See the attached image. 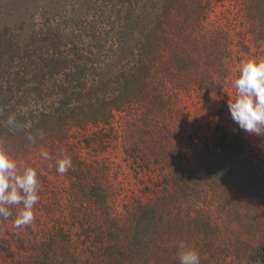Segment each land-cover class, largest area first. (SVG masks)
Wrapping results in <instances>:
<instances>
[{
	"label": "trees",
	"instance_id": "16d2710c",
	"mask_svg": "<svg viewBox=\"0 0 264 264\" xmlns=\"http://www.w3.org/2000/svg\"><path fill=\"white\" fill-rule=\"evenodd\" d=\"M54 1L42 0L39 7L42 12L34 21L25 18L13 25L0 21V140L8 152L18 153L47 146L54 139L62 140L69 128L111 124L116 111L152 105V117H146L145 122L152 130L151 152L160 154L156 155V162H162L168 170L164 176L169 193L167 202L162 207L158 204L138 207L134 227L126 239L131 248L122 246L123 231L115 222L106 226L92 212L94 202L107 209L106 192L100 183L85 184L81 172L73 174L77 204L72 212L76 234L83 238L81 243L86 250L92 246L98 249L94 252L97 255L87 258L84 264H178L179 255L173 256L172 245L178 234L187 233L188 238L182 239L190 245L195 236L203 238V232L208 234L210 228L208 223L197 224L198 218L192 219V214L187 215L181 207L186 201L191 207L189 198L210 189L214 179H222L221 184L230 188L231 199L241 194L240 176L250 172L242 159L247 141L238 134L221 143L201 140L204 152L211 158L195 163L198 160H187L178 153L179 160L174 162L169 143L174 138V123L169 120L175 121L177 113L168 120L164 117L162 123L157 121L158 107L163 104L155 101L162 96L167 103L195 84L204 90V95L214 86H221L219 81L230 68L225 58L232 54V47L248 50L252 43L264 45V0L233 2L243 15V29L237 33V41L232 35L229 39L221 25H209L214 0H70L71 10L63 5L66 1L61 0L62 6L60 0ZM15 3L26 12L27 0ZM57 4L62 11L55 10ZM32 10L28 17L38 13ZM69 12H73L71 17ZM85 15L88 16L83 20ZM176 74L184 75L186 81L177 86L172 81ZM31 101H43L44 107L30 109ZM10 116H15L17 125L22 127L13 130L7 126ZM28 135L35 136L36 142L31 143ZM157 146L160 147L155 152ZM219 153L225 158L219 160V155L214 156ZM79 170L82 171L80 167ZM76 197L85 198L88 208L82 211L84 203L78 206ZM179 209L186 221L176 217L174 212ZM11 212L13 218L16 207ZM166 216L172 219L167 221ZM181 225L185 231H179ZM62 237H65L62 231L41 235L40 247L32 236L0 237V254L10 255L11 247L19 240L25 252L37 248L40 251L44 245L42 252L47 261L44 264H52L51 249ZM250 246L244 255L247 263L264 264V239ZM100 251L109 252L102 256ZM26 254L25 261L37 253L29 257ZM69 256L58 264H68L73 260Z\"/></svg>",
	"mask_w": 264,
	"mask_h": 264
},
{
	"label": "rangeland",
	"instance_id": "374dc122",
	"mask_svg": "<svg viewBox=\"0 0 264 264\" xmlns=\"http://www.w3.org/2000/svg\"><path fill=\"white\" fill-rule=\"evenodd\" d=\"M15 1L0 0L3 3V7L0 8L1 22L13 25L25 18L32 21L38 19V15L42 12L39 10L42 0H27L26 12L16 7ZM64 1L66 2L63 5L71 10L70 0ZM234 1L238 0H214L210 9L209 25H221L228 33L229 39L232 35V38L237 41L239 39L237 33L243 29V15L238 10V6L233 4ZM59 5L62 6L61 0ZM59 5H56V11H62ZM32 9L38 13L28 17ZM71 14L73 12L68 13L70 17ZM87 16L85 15L83 20ZM239 48L232 47L233 52L230 54L232 58L229 55L225 58L230 68L228 73L221 77L219 81L221 86H214L204 95V90L199 89V85L195 84L191 89L183 90L177 98L171 97L167 103L166 97L163 98L161 94L159 96L162 99L155 101L156 104L159 102L163 104V107H158L157 121L162 123L164 117L168 120L169 116L172 117V114L175 116L177 113L175 121L172 120L173 118L169 120L170 123H174V138H170L169 141L173 148L170 151L165 146L167 152L170 151L174 162L179 160L178 153H182V158L185 157L187 160H198L195 163L211 158L212 155L204 152V146L199 142L201 140L202 143H221L223 140H232L234 135L238 134L247 141L246 154L242 159H245L244 166L250 172H243L240 176L238 186L243 189L241 194L231 199V191H228L230 188L221 184L222 179H214L210 189L203 190L204 192L199 196L197 194V197L189 198L191 207L187 201L181 207L187 211V215L192 214L190 216L192 219L198 218L197 224L208 223L210 228L208 234L203 232V238L195 239L197 237L195 236V241L190 245L183 242L188 238L187 233H179V238L172 241L175 252L169 249L173 252V256L178 257L179 246L183 242L186 247L199 253L200 264H249L244 256L250 251L247 247L256 245L259 239H264V136L250 135L240 129L233 121L228 108L230 97L235 99L236 89L233 85L234 80L238 78L241 62L264 60V45L255 46L252 43L248 50ZM214 77L217 81L216 75ZM173 78L172 81H175L177 86L186 81L184 75L176 74ZM173 98L177 104L172 100ZM49 100L51 101V98ZM30 103V109L44 107L43 101ZM151 107L152 105H142L116 111L111 124L89 125L85 129L69 128L62 140L54 139L53 142L50 141L52 144L47 146L44 144L37 148L31 147L18 153L8 152L19 166H30L36 169L40 199L34 206L35 220L31 226L17 229L14 226L16 215L7 221L0 218V237L16 234L28 239L32 236L40 247L39 243H43L41 235L62 231L65 237L60 238L51 249L52 264L63 262L65 257L69 259V254L72 255L73 260H70L68 264H84L87 258L96 256L94 252L98 249L92 246L86 250L85 244L81 243L83 238H78L77 223L74 222L72 212L73 206L77 204L74 200L75 186L72 181H75V177L73 174L78 175L81 172L85 184L100 183L106 192L105 205L108 210L103 207V204L94 202L91 205L92 208L94 207L92 212L100 223L105 221L106 226L115 222L114 224L123 231L120 238L122 246L129 248L126 239L131 235L138 207L146 204H158L162 207L169 198L164 183V176L168 170L162 162H156V155L160 154H153L150 148V131L152 130L145 119L152 117ZM161 107L163 110L160 109ZM159 147H156L155 152ZM42 151H46L50 159H42ZM61 154L68 155L72 159V167L64 175L57 172L56 161ZM216 155H219V160L225 158L222 153L214 156ZM77 197L78 206L81 202L84 203L82 211L86 206L88 208L89 203L84 200L85 198L80 200ZM16 209L18 212L19 209L17 207ZM174 213L176 217H181V222L187 220L180 209ZM165 218L167 221L172 219L169 216ZM106 226L104 227L107 228ZM179 231H185L182 225ZM43 247L44 245L42 249ZM42 249L25 252L18 240L15 246L11 247L10 255L6 252L0 254V264H15L17 261L20 263L23 261L21 264L26 261L28 264H44L47 261ZM108 252L100 251L99 254L102 253L103 256ZM26 253H29L28 257L32 253L37 254L25 261Z\"/></svg>",
	"mask_w": 264,
	"mask_h": 264
},
{
	"label": "clouds",
	"instance_id": "9594fccd",
	"mask_svg": "<svg viewBox=\"0 0 264 264\" xmlns=\"http://www.w3.org/2000/svg\"><path fill=\"white\" fill-rule=\"evenodd\" d=\"M235 99L231 97L228 108L233 121L243 131L257 136H264V60L242 61L238 78L234 80ZM7 126L16 130L15 116L6 121ZM41 139L43 133H40ZM31 143L36 137H26ZM44 160L50 159L46 151L41 152ZM57 172L64 175L72 167V159L61 154L56 161ZM38 173L33 167H21L8 153L3 140H0V218L7 221L11 216V208L19 211L14 220L17 229L31 226L35 220L34 206L39 202ZM179 251L180 264H200L199 253L186 247L181 242Z\"/></svg>",
	"mask_w": 264,
	"mask_h": 264
}]
</instances>
